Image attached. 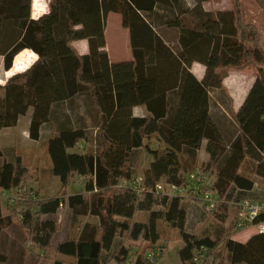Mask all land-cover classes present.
I'll use <instances>...</instances> for the list:
<instances>
[{"label":"trees","instance_id":"1","mask_svg":"<svg viewBox=\"0 0 264 264\" xmlns=\"http://www.w3.org/2000/svg\"><path fill=\"white\" fill-rule=\"evenodd\" d=\"M50 3L51 10L34 19L31 0H0V55L6 68H11L13 58L24 49L39 55L36 62L31 59L22 69L17 68L24 73L0 84L4 90L0 129L16 125L32 107L29 132L37 140L52 118L54 105L87 92L97 112L100 150L96 154L71 152L80 140L87 139L86 132L84 128H61L48 140L53 173L60 177L63 188L75 174L85 177L84 192L28 201L6 216L2 192L21 187L28 167L17 152L11 160L2 159L0 236L16 221L25 232L22 245L37 256L40 249L44 257L52 258L49 252L60 229L53 215L67 204L75 217L99 218V224L86 222L78 236L57 246V253L74 257L73 264H156V256L150 260L145 251H138L133 259L130 244L148 242L153 247L163 238L162 227L178 232L183 242L178 251L182 264L199 263L194 257L203 247L204 264H209L210 256V264L225 260L264 264V233H254L241 242L231 237L236 224L226 226L230 202L254 195V181L240 173L243 161L253 158L256 173L264 178V44L258 27L247 18L242 0H233L232 9L217 12L206 11L201 3L190 8L185 0ZM111 11L121 13L130 31L131 61L111 63L104 49L105 23ZM161 26L179 29L174 43L165 41ZM80 39L89 40L90 53L75 49L73 42ZM195 61L206 66L203 79L190 70ZM248 67L256 71L255 82L234 112L224 89L225 71ZM139 105L146 106L150 116H135L133 107ZM154 134L164 150L145 145V139ZM205 139L212 163L224 156L213 176L220 196L218 207L210 213L217 234L190 228L186 203L200 201L192 191L168 195L157 190L161 182L181 187L189 184L186 158L195 159ZM142 147L154 159L144 172L145 190L139 192L122 185L136 175L125 172L123 165L130 152ZM139 211L149 213L147 221L137 220ZM116 239H120L117 244ZM4 260L0 254V261Z\"/></svg>","mask_w":264,"mask_h":264},{"label":"rangeland","instance_id":"2","mask_svg":"<svg viewBox=\"0 0 264 264\" xmlns=\"http://www.w3.org/2000/svg\"><path fill=\"white\" fill-rule=\"evenodd\" d=\"M220 0H216L217 5ZM51 0H31V13L34 11V16L38 19L41 12L51 10ZM225 4L229 3L228 0H223ZM221 3V4H224ZM163 14H169V12L161 11ZM121 14V13H120ZM106 38H105V50L107 51L108 57L112 58H121L126 55L128 47L126 46L127 35L124 32L125 26L123 24L122 18L118 13H109L106 18ZM105 35V34H104ZM88 45V53H90V43L89 40L73 42L75 49L80 53L85 45ZM131 49V48H130ZM131 52V50L129 51ZM128 52V54H129ZM39 58V55L32 49H24L18 53L13 58V63L11 68L7 69L5 66L4 56L0 55V84L5 85L7 82L15 77L16 75L22 74L25 71H17L24 67L31 59H34L36 62ZM110 60V58H109ZM34 62V63H35ZM111 62V60H110ZM226 73V86L228 87L230 93L235 96V99L240 101L242 100L244 94L246 93L249 85L251 84L253 78L255 77V69L248 67L242 70L239 69H229L225 71ZM4 94V90L0 89V95ZM33 108L30 107L28 111L21 115L19 119L21 122L19 127L14 132L12 129H1L0 130V143L5 146L3 150L2 159L11 160L14 153H20L23 157L24 163L28 167V177L25 180L24 184L13 190H7L2 192V213L4 216L10 215L11 212L18 211L21 208H24V205L28 201L35 202L38 199L50 198L52 195H69L71 193H79L85 190L86 178L78 174H75L70 181L68 187L63 188L61 181L58 180L57 176L54 175L52 170V163L50 155L48 152V140L51 137L59 134L61 128L70 129V128H84L86 132L87 139L80 140L76 146L70 149L71 152H76L80 154H96L100 150L99 146V134L98 127L96 125V116L97 112L92 106V101L90 94L85 92L84 94H79L74 98L54 105L53 114L51 120L42 127L40 132V138L35 140L30 137V134L27 131L26 125L28 124L29 113H32ZM136 113L142 114L141 108H136ZM32 115V114H31ZM32 117V116H31ZM6 128V127H5ZM145 145L149 146L150 149H158L159 151L164 150L165 145L157 140L156 135H151L145 139ZM12 147V148H11ZM2 149V148H1ZM229 150V148H227ZM200 152L197 153L196 158L193 159L190 156L186 158L187 164L189 166L187 177L190 172L201 170L209 173L210 176H216L220 166L223 163L224 156H221L218 161L211 162L207 160L205 156V150L201 147ZM151 159H153V154L146 148L142 147L140 149L133 150L130 152L127 161L123 165V170L130 173V175L137 174L140 175L147 171L150 166ZM257 162L251 158L247 157L240 169V173L245 177L252 179L254 182H259L261 176L256 173ZM203 204L200 201L188 200L186 203V208L190 211V228L193 230H199L203 234L212 233L217 234V223L213 220V215L208 213ZM160 209V207H157ZM237 214V207L233 204H230L228 210V219L226 222L227 227H233L235 224V217ZM194 215V216H193ZM59 221L58 223L68 224L72 223V229H76L77 221L81 219L79 216H73L72 222L70 217H65L63 212L57 215ZM209 220L208 223H205V220ZM17 225L18 223L15 221ZM18 229L19 226H17ZM15 229L10 227V234ZM239 229L235 227L232 230V235L238 234L237 238H245L243 232H239ZM255 233L256 230H253ZM239 232V233H237ZM16 235V232H13ZM163 238L161 245H168L169 241H174L179 239L178 232L176 230L165 229L162 227ZM8 237V236H4ZM4 238V239H6ZM132 246V257H136L135 253L138 251H145L146 254L150 255L149 259H153L156 255L152 254V251L157 247H151V244L146 242H137L130 244ZM147 251V252H146ZM42 252L43 264H56L54 262L55 258L59 255L56 250L53 248L49 252L50 257H44V251ZM48 254V253H47ZM212 257H208V263H211ZM71 258H68L65 264H70ZM30 262V263H29ZM0 264H15L12 261H0ZM22 264V263H20ZM26 264H31V261H27ZM110 264H116L111 262ZM196 264H204L202 261ZM223 264H230L228 261L223 262Z\"/></svg>","mask_w":264,"mask_h":264},{"label":"crops","instance_id":"3","mask_svg":"<svg viewBox=\"0 0 264 264\" xmlns=\"http://www.w3.org/2000/svg\"><path fill=\"white\" fill-rule=\"evenodd\" d=\"M229 3L225 4L223 2V0L218 1V3H220V5H217L216 0H185L186 4L188 7L193 8L196 4L201 3L203 8L206 11L209 12H217V11H222V10H230L233 8V0H228ZM243 4H244V9H245V14L248 18V20L252 23H254L259 31H260V36H261V41L264 44V0H242ZM224 3V4H221ZM114 11H111L109 13H113ZM47 11L41 12L39 16H42L44 14H46ZM108 13V14H109ZM114 13H118L121 18L122 15L119 12H114ZM34 11H32V18H37L34 15ZM123 21V18H122ZM161 35L162 37L165 39V41L167 43H174L175 40L177 39L178 36V28H171V27H165V26H161ZM124 32L127 35V41H126V46L128 47V51H126V55L124 57L121 58H112L109 56L111 63H118V62H124V61H131L132 58V53L129 52L130 49V41H131V35H130V31L127 27H125ZM104 34H105V38H106V26L104 29ZM78 41H85L87 42L88 39H80ZM77 42V40L75 41ZM129 52V54H128ZM80 54H88V45L86 43L85 47L83 48V50L80 52ZM191 72H193L197 78L199 79H203L205 74H206V66L200 62H193L191 67H190ZM227 76V75H226ZM226 76L224 78V89L226 90L227 95L230 98V108L232 111L237 112L241 105L244 103L251 87L253 86L254 82H255V78H253L251 84L249 85L246 93L244 94L242 100L238 101L235 99V96L230 93L228 87L226 86ZM136 108H141L142 109V114H138L136 113ZM29 119H28V124L26 125L27 127V131L29 132L30 129V123H31V114L29 113ZM133 114L135 116H150V112L147 110L146 106L144 105H139V106H135L133 107ZM21 122V119H19L18 123L14 126L11 127H6L3 129H12L14 132L17 130V128L19 127V124ZM1 130V129H0ZM206 146H207V140L205 139L202 142L201 147L205 150V156L206 159L209 160L210 159V155L209 153L206 151ZM0 147L2 148V150H4L5 146L2 145L0 143ZM12 148V147H11ZM201 150V148H200ZM200 152V151H199ZM154 159V157H153ZM153 159H151V162L153 161ZM150 162V163H151ZM58 180L61 181L60 177H58ZM62 183V182H61ZM84 192V191H82ZM79 192V193H82ZM75 193H71L69 195H72ZM69 195H67L66 197H68ZM56 195H52L50 197H54ZM45 198V197H44ZM203 206V205H202ZM61 211L63 212V214L65 215V217H70V221L72 222V218H73V211L72 209L67 205H61L60 208L58 209L57 213L54 214V218L59 221V219L57 218V215H59L61 213ZM148 215L149 213L146 211H139L137 213V220L139 222H145L148 219ZM194 216V215H193ZM81 219H79L77 221V225H76V229H72V223L68 224V226L64 223H59L60 224V229L58 230V232L56 233L54 239H53V248L56 250L57 246L60 243L66 242L69 238L71 237H76L79 235L83 225L86 222H90L93 224H99V218L96 216H91V215H85V216H79ZM191 217V216H190ZM13 227L16 232V235L13 234V232H11L10 234V227ZM9 227V229L4 230L1 233L0 236V254L4 255L6 257V260L8 263L9 262H13L15 264H26L27 261H31V264H43V261L45 259H42V250L37 249L36 253H38L37 256L34 253L28 251L23 245H22V241L25 238V232L24 230L21 228V226L19 224L17 225H11ZM17 226H19L20 229L17 228ZM246 231V230H243ZM243 231H239L240 233ZM237 232V233H239ZM244 233V232H243ZM255 232L253 230L250 231H246V233H244L245 238H237L236 236L238 234H235V236H231L232 239L241 241V242H246ZM4 236H8L7 238ZM6 238V239H4ZM120 239H116V244L117 242H119ZM159 241L158 243H156L154 246H156L157 248L155 250L152 251V253H155L156 255V264H182L178 251L179 249L183 246V242L180 239L174 240V241H169L168 245L165 246V248H160V247H164V245H161ZM148 243V242H146ZM152 247V246H151ZM115 249V248H114ZM59 255L57 256L56 259L60 260V263H57L56 260H54V262L56 264H65L64 262L68 261V258H71L70 264H73L75 259L72 256L69 255H65L62 253H58ZM149 258V257H147ZM30 263V262H29Z\"/></svg>","mask_w":264,"mask_h":264},{"label":"built area","instance_id":"4","mask_svg":"<svg viewBox=\"0 0 264 264\" xmlns=\"http://www.w3.org/2000/svg\"><path fill=\"white\" fill-rule=\"evenodd\" d=\"M189 184L187 186H177L170 183H159L157 190L168 195H184L192 191L201 201L208 213L213 212L220 203V196L215 188V178L208 172L196 170L189 174ZM122 185L133 187L139 192L145 190L144 173L135 175L130 181H123ZM253 196H245L230 203L237 207L235 217L236 229L256 230V233H264V178L259 182H254L252 189ZM206 248H201L195 255L194 261H202L200 253ZM153 254V253H152ZM148 256H151L148 255Z\"/></svg>","mask_w":264,"mask_h":264}]
</instances>
